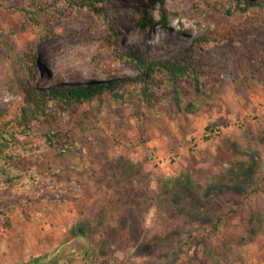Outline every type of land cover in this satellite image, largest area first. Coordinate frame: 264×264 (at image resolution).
I'll use <instances>...</instances> for the list:
<instances>
[{"label":"rangeland","instance_id":"obj_1","mask_svg":"<svg viewBox=\"0 0 264 264\" xmlns=\"http://www.w3.org/2000/svg\"><path fill=\"white\" fill-rule=\"evenodd\" d=\"M41 1L42 7L36 14L31 0H0V46L11 38L17 50L36 54L38 64L31 63L30 69L31 82L38 89L136 75L137 71L120 58L116 49L167 59L193 46L189 53L206 68L203 80L211 94L208 100L199 99L196 115L175 114L169 91L168 98L149 112L146 123L133 118L127 106L106 98L99 127L93 132L98 143L95 153L106 160L129 158V152L144 154L142 164L153 188L157 186L159 170L171 171L175 162H182L176 172L186 169L203 182L218 170L215 154L223 141H236L242 147L252 144L258 129L264 126V113L260 112L264 109V101H260V92H264V28L255 27L260 21V7L242 13L230 10L229 5L211 10L204 0H164L163 5H151L149 0H104V9H94L92 5L70 8L66 0ZM161 7L167 10L165 27L158 23L162 19ZM50 9L56 10L50 13ZM142 16L151 18L152 25L139 27L136 20ZM7 71L8 65L0 62V113L13 114L21 96L7 92ZM102 75L107 78L100 79ZM179 84L193 89L188 79ZM183 98L192 100L195 94L185 93ZM74 119L72 110L59 111L55 119L36 123L31 139L42 142L48 131L62 137ZM206 123L217 127L218 133L208 134L209 130L203 127ZM150 140L157 145L148 146ZM260 151L264 161V148ZM27 160L34 164L38 174L36 185L30 186L31 192L22 183L0 189V210L9 218V226L0 229V264H21L27 257L49 250V246L40 244L39 238L51 232L53 242H57L69 225L82 217H95L104 202V189L113 185L100 181L97 164H91L80 149L74 154H61L51 147L44 153L29 154ZM36 194L44 199L39 200ZM26 197H32L34 203L24 208L22 202ZM51 197L67 201L56 205ZM249 201L262 207L264 194ZM140 220L143 238L162 230V217L153 207ZM3 223L0 215V228ZM180 224L183 239L192 225L187 219ZM229 240L226 236L212 241ZM230 244L221 264H264V221L253 242ZM176 262L214 264L202 261V245L181 246L174 240L116 249L108 259L89 264ZM71 264L85 263L76 258Z\"/></svg>","mask_w":264,"mask_h":264},{"label":"trees","instance_id":"obj_2","mask_svg":"<svg viewBox=\"0 0 264 264\" xmlns=\"http://www.w3.org/2000/svg\"><path fill=\"white\" fill-rule=\"evenodd\" d=\"M66 2L70 8L92 5L94 9H104V0ZM149 2L151 5L157 2L164 4V0ZM31 3L35 6L33 12L37 14L42 1L31 0ZM100 3L101 6H94ZM204 5L211 10L229 5L230 10L242 13L260 7V21L255 27L264 28V0H204ZM55 10L49 11L53 13ZM160 11L162 19L158 23L165 27L167 10L161 7ZM136 23L142 28L152 25L151 18L147 16L138 18ZM113 33L116 34L115 30ZM116 50L120 58L137 71L136 75L44 90L31 82L30 64H38L36 54L17 50L11 38L0 46V62L8 65L4 81L6 90L12 96H21V103L13 114L0 113V189L22 183L31 192L30 186L36 185L38 174L27 156L44 153L51 147L61 154L82 150L91 164H97L100 181L113 183L111 188L104 189V202L95 217H82L69 225L57 242H53L51 232L46 233L39 241L50 249L27 257L21 264H71L76 258L89 264L108 259L116 249L172 240L179 241L181 246L202 245V261L221 264V259L230 251V243L244 245L253 242L263 227L264 206L256 207L249 199L260 198L264 194V161L260 151L264 148V126L258 129L252 144L242 147L236 141H223L215 154L218 170L203 182L182 168L173 175H159L157 186L153 188L142 162L125 156L106 160L95 153L98 143L93 132L99 127L105 100L109 98L122 103L129 108L133 118L146 123L149 112H154L157 104L168 98L166 93L169 91L175 114L196 115L199 99L211 97L205 89L206 80H203L207 71L189 53L193 46L167 59ZM184 79L193 84L192 90L180 86ZM185 93H194L195 98L185 100ZM66 110H72L75 119L62 137L48 131L42 142L31 139L36 123L53 120L59 111ZM212 128L207 126L206 130ZM36 197L44 199L37 194ZM50 199L56 205L67 201L66 198ZM33 203L32 197L23 198L24 208ZM150 207L162 217V230L143 238L140 219ZM0 215L4 219L0 229H6L9 218L2 210ZM235 218L238 222L234 221ZM183 219H187L192 228L181 239L180 222ZM226 236L230 237L227 242L212 241L215 237L223 239Z\"/></svg>","mask_w":264,"mask_h":264},{"label":"crops","instance_id":"obj_3","mask_svg":"<svg viewBox=\"0 0 264 264\" xmlns=\"http://www.w3.org/2000/svg\"><path fill=\"white\" fill-rule=\"evenodd\" d=\"M260 101H264V92H260ZM260 112L264 113V109L260 110ZM204 129H206L207 127V123L203 125ZM147 145L150 146V145H157V144H153V142L150 140L149 142H147ZM146 150V149H145ZM145 150H144V153H145ZM124 153V152H123ZM127 155L129 156V158H131L132 160H135V161H139V162H142L143 164H145L144 162V157L143 155H140V154H137V153H127ZM182 162H175L174 163V166H172V170L171 171H161L159 170V175H162V174H169V175H173L176 171L175 169H177L181 164ZM174 171V172H173Z\"/></svg>","mask_w":264,"mask_h":264},{"label":"built area","instance_id":"obj_4","mask_svg":"<svg viewBox=\"0 0 264 264\" xmlns=\"http://www.w3.org/2000/svg\"><path fill=\"white\" fill-rule=\"evenodd\" d=\"M218 128L217 127H213L212 129L209 130L208 134L213 135L218 133Z\"/></svg>","mask_w":264,"mask_h":264},{"label":"bare ground","instance_id":"obj_5","mask_svg":"<svg viewBox=\"0 0 264 264\" xmlns=\"http://www.w3.org/2000/svg\"><path fill=\"white\" fill-rule=\"evenodd\" d=\"M107 77L105 75H102L100 79H106Z\"/></svg>","mask_w":264,"mask_h":264}]
</instances>
